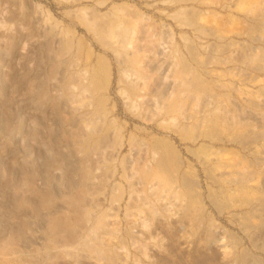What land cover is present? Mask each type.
Returning a JSON list of instances; mask_svg holds the SVG:
<instances>
[{"label":"rangeland","instance_id":"rangeland-1","mask_svg":"<svg viewBox=\"0 0 264 264\" xmlns=\"http://www.w3.org/2000/svg\"><path fill=\"white\" fill-rule=\"evenodd\" d=\"M20 5L32 7L38 32L57 24L72 41L76 70L91 62L111 74L106 94L112 131L107 142L89 151L94 181L86 187L88 203L82 201L78 211L63 195L64 177L82 179L83 157L61 138L65 112L48 107L44 113L32 93L22 90L28 80L21 76L30 72L41 81L46 62L29 55L28 27L13 42L1 31H15L19 24L9 12ZM262 5L264 0H0V77H10L7 86L0 81V138L19 116L24 120L0 150V215L8 209L30 212L13 204L10 185H1L21 175L26 164L38 170L42 188L53 187L54 204L81 235L76 241L65 231L50 252L40 254L24 253L19 243L14 245L23 253L14 245L0 246V264H264ZM87 18L98 24L119 18L133 28L129 50L139 52L130 72L146 97L164 83L157 108L142 100L127 104L122 65L83 24ZM159 44L169 63L151 70L161 58L155 53ZM194 85L207 87L208 95H197ZM214 106L221 109H215V120L198 121ZM34 118L41 123L37 138L31 136ZM50 136L59 141L45 142ZM53 152L65 157L67 174L56 167L46 173ZM33 220V239L43 242V222Z\"/></svg>","mask_w":264,"mask_h":264},{"label":"bare ground","instance_id":"bare-ground-1","mask_svg":"<svg viewBox=\"0 0 264 264\" xmlns=\"http://www.w3.org/2000/svg\"><path fill=\"white\" fill-rule=\"evenodd\" d=\"M20 6L21 7L18 12L16 11L9 12V19L15 20L19 24L16 27L15 31H11L9 30V28L7 30L6 27L4 28L5 31L4 30H1V31L3 32L2 34H6V33L9 35L11 34L9 38L11 42H13V40L16 39L18 36L17 34L21 33L23 29L22 26L25 28L28 27L30 29L28 34L31 35L33 38L29 55L33 56L34 54H39L41 56L40 60L42 62L43 60L46 62V66L44 67L45 71L41 72L43 73V76L41 77L43 79L41 81L40 79L36 80L35 78H33L30 72L29 73L26 72L25 74L21 76L23 80L25 78H27L28 80L25 83V86L22 88V90H26L27 93H32L33 101L37 105L38 109L43 110L44 113L47 111L48 107L50 108L54 107L56 111L58 112H61V111L65 112V115H66V119L64 121L65 131L63 132V134H61L62 135L61 138L66 139V141L64 142L78 149L81 152V154H83L82 155L83 157L80 161L81 164L79 166L80 171H81L80 175L82 179H79V180L77 179L78 181L73 180L72 178H70L69 174H68V177H64L63 179L65 180H63V182L66 181L65 183L66 188H65V191H63V195L65 194L64 200L66 201V203L71 205V208L74 209L73 211H78L80 209L79 207L82 201L85 200L84 202H87L86 198H88L87 196L89 194L87 195L88 189L86 187L88 186V183L90 181H94L92 180L94 179L93 178L94 176L92 175V171L88 166L89 165L88 163H90L89 162L90 160L89 151L93 147V145H96V144L101 145L107 142L106 140L108 139L110 135V131H112L111 130L112 120L109 117L110 111L108 110V107H107L108 95L106 94V90L108 89V83H109V79L111 75L108 71V68L105 67L106 65H108V63L105 60L106 58L105 56H100L98 60L101 62L102 61L106 62V65L103 63L104 64L103 66L107 68L106 70L104 69L103 66H101L104 69L103 71H101L100 66H97L91 62H86L81 67V69L76 70L75 67L73 66V61H74L73 60L74 59L73 46L74 45L72 41L68 39L66 35L63 32H61V30L59 31L57 30L56 28L57 24L53 26L44 25L41 27L40 31L38 32L35 29V27H37V23H39V19L37 18L32 19V16H31V13L33 12L32 7H28L27 5L26 6L20 5ZM261 7H263V5ZM263 10H264V7H263ZM260 16H262V13ZM83 24L88 28V30L94 33V36H98V40L101 39L100 41L102 42L101 44L106 49H109L110 51H112L113 54L117 57V61L122 65V76H123L122 78H123V83L125 87L124 88L122 87L123 89H121V91L125 93L124 98L126 97L127 99L125 101L130 102V103L128 102L127 104H131V105L133 103L136 104L137 101L140 102V100H142L144 105L151 108L153 104H155L156 101L160 98V95L163 91L164 83L162 81H159L154 86L151 94L148 95L147 97L143 93L138 91L137 81L135 79L136 76L133 77L130 72V71L135 70V66H134L135 57H137L135 56L136 54L135 52L138 50V49H135L134 51L129 50V47L131 46L130 38L132 37L131 33H133L132 32L133 28H131L130 25L128 26V24L126 26V24L124 22L122 23L119 18L107 20L105 23H102V24H98L95 18H92V19L87 18L86 20L83 19ZM155 53L158 54L159 57H161L160 60L163 61V63L160 64V60H158L156 63L154 62V64L152 65L150 64V69L154 70L158 66L162 68L160 65H163V67L164 66L166 67L169 63L168 62L169 60L167 59V56L164 55L165 53L162 50V47L160 44ZM139 62L140 60L137 61L136 64ZM137 72L135 75L139 74L137 76H139V78L141 79L140 74L142 73L140 72L137 73ZM21 77L15 80L13 79L16 83V86L21 84L20 83L22 81ZM0 79H1L0 80L1 84L4 86H7L10 82V77L6 75L1 76ZM140 79H137V80H140ZM183 79H185V77ZM191 83H193V81H191ZM195 85L197 84L195 83ZM195 85H194V88L197 87ZM205 88L207 89V87L205 86L202 87V85H198V88H195L196 94L203 95V94L208 93V91ZM193 92L195 93V91ZM197 95L196 97H199ZM209 95L211 96V93H209ZM210 98L214 101L216 97H214L213 99L211 96ZM211 99H208L209 102L211 101ZM209 102H207L206 100L205 103H209ZM158 105H159V102H158ZM154 108H157V103L156 105H154ZM203 108H205V106ZM217 108L218 106L217 107L214 106V109L207 107L205 109L206 114L203 117H201L200 120L198 119V121H201V120L205 121L207 119L210 120L214 116V114L217 112L215 111V109ZM217 110L221 112V109L218 108ZM200 111H203V110H200ZM21 117L22 116H19L17 120L14 121L15 123H13L11 126H8L6 131H3L5 132V135L2 136V138H0V150L1 149L3 150V148L6 147L5 145L11 142L12 136L15 135V132H19V130L23 126L24 120ZM219 118L220 117H218V119ZM32 120L34 122V125L31 131V136L32 138H37L39 137V134L41 133V123L37 121V119L35 118ZM215 122H217V120ZM218 123L219 122H217V125H216L217 127H218ZM210 126H212V124H210ZM48 129L51 135L52 128H48ZM58 141L52 139L51 136H50V139L45 140V142H50V143H55ZM65 165H66L65 157L62 156L58 152H53L52 153V163L50 164L51 167L45 168V171L46 173H49V170L52 167H56L58 169H61L63 172V175H65L67 174V170L66 169L65 171L63 170L65 168ZM38 173L39 172L35 167L28 168L27 165L24 164L21 175L12 176L14 178L13 180L8 179L7 180L8 182L6 181L5 183L1 184L3 189L6 188L8 185H10V187H12V189L14 190L16 196L13 198V204H15L20 209L22 207H24L25 209H30V212H20V211H15V210L9 211L8 209L6 213H3L0 215V246L9 245L12 247L15 243H19L23 247L26 248L24 250V253L29 254V251L27 249L29 250L32 249L34 250L33 251L34 254L36 253L40 254L41 249H45V251L50 252L52 247H55L53 245L55 243L54 241H56V239L59 238V235L60 236L64 235L63 233L65 231H69L71 236H74L73 240L77 241L80 239L79 236L81 235H79L77 231L78 227L76 229L74 227L73 222H66V220H68L69 218L66 219L65 214L61 213V209H59L60 207L58 208V206L54 204L55 203V192L52 189L53 187L50 188L48 186L49 187L48 189H44V187L42 188V186H40V184L37 182ZM52 175L53 174H50V176L48 177V180L49 178L50 180H53ZM33 195L37 198V200H34L31 197ZM9 204L7 205V208L10 207ZM90 212H91V209H90ZM70 215L68 217H70ZM34 218H38L43 222V226L41 229L45 234V236L43 234L45 238V239L42 238L43 242L41 241L35 242V240L33 239V236H32L33 227L32 226L35 225V224L33 225ZM78 218H76L77 219L76 220L74 217L72 220L75 219L78 222L81 217L79 219ZM79 224L80 223H78V225ZM87 231H91V230H87ZM70 238L71 237L68 236V239ZM87 238L89 237L87 236ZM38 245H43V246H38ZM91 247L94 248V246H91ZM17 248L14 247L13 249L18 250V253L20 252L23 253V250H21L19 247ZM34 261L35 260H33V262Z\"/></svg>","mask_w":264,"mask_h":264}]
</instances>
